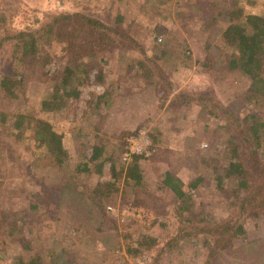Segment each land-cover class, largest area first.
<instances>
[{"label": "rangeland", "instance_id": "374dc122", "mask_svg": "<svg viewBox=\"0 0 264 264\" xmlns=\"http://www.w3.org/2000/svg\"><path fill=\"white\" fill-rule=\"evenodd\" d=\"M186 1L192 0H160L161 4L153 6L148 0H0V15L11 31L35 29L47 15L59 12L80 13L110 25H117L119 16L118 29L146 48L148 58L158 52L153 44L156 37L165 44L161 65L171 84L169 93L150 85L144 70L137 67L140 61L149 67L146 57L117 40L113 47L94 50L87 58L94 69L85 85L79 86L77 99L59 102L63 106L60 112L40 110V103L52 95L55 82L51 75L60 73L69 59L60 43L41 45L42 55L50 58L49 66L42 68L41 63L26 60L24 77L10 76L15 84L13 95L7 97L0 91V113L4 116H0V264H27L32 255L45 258L44 264H49V255L60 251L64 255L59 264H264V210L255 218L237 214L247 193L238 190L232 178L217 180L228 166L231 130L224 125L226 120L201 112L202 105L207 110L203 98L227 108L239 117L228 124L236 135L251 115V120L262 121L264 99L247 100L248 78L224 64L223 55L236 50L225 46L217 27L208 28L209 16H203L202 8L189 9L184 6ZM222 1L230 7L233 0H209L215 4ZM239 2L244 14L264 16V0ZM3 36L0 27V40ZM14 54L10 44L0 42V80L13 74ZM185 94L191 95L190 104L169 102L173 95ZM101 95L104 99L98 100ZM166 96L168 100H164ZM17 115H23L29 124L26 134L32 133L34 121L42 119L63 135L67 157L61 166L31 138L21 140L12 135ZM142 128L154 153L147 158L139 156L138 177L126 182L124 173L129 164L122 163L121 156L127 139ZM236 137L242 141L237 145L240 161L253 173L251 187L258 185L262 191L264 136L260 134L258 145ZM103 144V157L112 154L123 172L117 192L104 203L105 228H98L70 203L74 197H65L64 191L65 198H61L54 191L65 180L69 192L85 187L94 190L97 184L111 181V164L101 157L99 172L97 162L90 160L92 148ZM206 159L209 163L213 159L216 167ZM83 168L87 172L81 171ZM166 172L180 181L184 199L164 187ZM193 182L196 186L191 189ZM95 193L94 199L101 203L102 197ZM31 201H35L34 209L29 207ZM182 201L192 203L195 219L212 225L229 222L231 215L234 222L243 218L244 234L222 250L211 236L197 234L194 225L185 222L187 214L181 218ZM78 210H83L81 204ZM101 229L105 233H99ZM181 235L183 238L175 241V247L161 260H154L155 251L132 253L145 236L154 238L160 248Z\"/></svg>", "mask_w": 264, "mask_h": 264}, {"label": "trees", "instance_id": "16d2710c", "mask_svg": "<svg viewBox=\"0 0 264 264\" xmlns=\"http://www.w3.org/2000/svg\"><path fill=\"white\" fill-rule=\"evenodd\" d=\"M148 3L152 6L153 4H161L160 0H148ZM220 3H210L209 0H192L191 2L186 1L184 6L189 7V9H195L194 11H198L199 8H202L203 16H209V21L207 23L208 28L212 29L213 27H217L219 29V38L226 43L225 46L236 50L230 53V55H223L224 61L226 60L224 64H226L229 70H238L241 74L248 78L250 85L248 88L249 96L247 100L260 101L261 99H264V16L257 14H244L241 7H239V0H233L230 7L229 3ZM201 5L203 6L201 7ZM215 6L219 7V10H215ZM116 21L120 23L121 17L116 16ZM219 21L223 22L221 27L218 26ZM118 24H104L80 13L59 12L57 14L47 15V18H45V20L35 29H29L28 31L14 29L11 31L5 27L4 16L0 15V27L4 29V36L0 42L10 44L11 49H13L15 53V62L12 66L13 74L3 76L0 80V91L5 94V96L11 97L14 93L15 84L11 81L12 78L10 76L21 75L24 77V66H26V60H30L32 63L39 62L41 63L42 68L49 66L50 58L48 55H42L41 45H48L52 41L60 43L62 45V50L64 52H68L69 59L67 61V65L64 66L60 73L57 71L51 75V80L55 82L51 87L52 95L40 103L41 112H60L62 111L63 106L59 105V102L68 98L77 99L80 95L78 90L79 86L85 85L88 79V73L94 69L92 63L88 62L89 59L87 58L94 54V50H108L111 46L113 47L115 40H117L119 41V44H128L131 48L135 47L144 57H146L144 58V61L150 63L149 67L146 68L144 63L141 61L138 62L137 66L138 68L144 70L143 75L145 80H148L149 84L154 86L158 91L167 89L165 91L169 93L171 84L169 80H167L164 69L161 65L163 64L161 63V58H164L167 51L165 44L160 43V39L158 38V41L156 37L153 44L154 46L156 45L158 52L151 55L152 58H148L146 56V48L141 46L130 34L128 36L121 31V29L119 30ZM82 35H85V37L80 38ZM224 61L222 60V62ZM207 63H209V60H207L204 65L206 66ZM221 66H223L222 63ZM20 68H22V70H20ZM204 69H206V67ZM97 80H100L99 76L97 77ZM161 85L162 87L160 88ZM102 98L104 99L103 95L98 97V100ZM168 99V96L164 97V100ZM190 100L191 95L189 94H185L183 96L173 95L169 99V102H171L172 105H188L190 104ZM203 101V104L207 107L208 111L204 110L202 105L201 112L203 113L205 111L208 114H212L215 118H219L220 120L222 119L223 121L226 120L224 125L228 126L227 128L231 130L228 134V141L230 143L228 149V153L230 155L228 159V166L225 168L222 175L217 177L218 183H220L223 178L234 179L237 189L245 191L248 195L240 204V212L237 214H243L244 216H249V218H255L257 216V212L259 213V210H264V188L261 191L258 185L254 188L251 187L250 179L253 177V173L249 172L248 165L240 161L239 149L237 148V145L239 146L242 141L236 136L240 135V137H242L244 142H247V144L258 145L260 134L262 133L264 136V118L262 121L251 120V115V119L245 120L246 122L244 121L245 123L240 127V130L238 129L235 135L230 127L232 123L229 121L232 120L233 117H239H236L230 110L219 104L214 105L212 101L205 102V98H203ZM1 115L2 114L0 113V116ZM24 119L23 115H17L15 117L12 128L15 132H13L12 135L21 140L31 138L37 146L47 149V153L51 155L56 164L61 166L67 157L66 150L63 148L62 144L63 135L52 130L51 127L48 126V124L42 119L34 121L35 126L32 129V133L26 134L25 131L29 130V124H26ZM0 121L3 120L0 119ZM152 134L153 133L150 134L151 138L153 142H155V137ZM104 148V144L101 145V147L94 146L90 156V160L92 162H97L96 170L99 172L101 170L100 168L102 167V163L98 160L104 156ZM103 158L104 161L107 160L108 163L111 164V181L97 184L94 190L86 189L85 187L82 191H78L77 188H73V192H69L68 184L65 180V182L63 181L64 183L60 182L57 185V189L54 191L56 194H59L61 198H65L66 196H68V198L74 197L70 203H74L77 208V212L79 214L82 213L90 221L94 222L98 228L102 226V228H105L104 224L107 223V219L104 216V203L108 201L109 195L117 192V184L121 180L123 172V167L121 165L119 167V165L115 164L112 154H110L108 158ZM138 161L139 156L131 157V161L128 163L129 165L126 167L124 173L126 182L134 180L138 177ZM205 162L212 165L213 159L210 160V163L208 159H206ZM212 166L214 168L216 167L214 165ZM81 171L87 172L84 168ZM162 183L164 187L169 189L177 198L184 199L186 196L181 190L180 181L174 178L171 173H164ZM195 186V182L190 184L191 189L195 188ZM64 191L66 192L65 197L63 195ZM94 191L96 192L95 194H99V196L102 197L101 203H97L94 199V195L92 194ZM34 203L35 201H31L29 205L31 209L36 207H34ZM79 204H81L83 210H78ZM191 211L193 212L192 203L182 201L179 207L181 218H185L183 214H187L188 217L185 219V222L189 225H194V230H196L197 234L201 233L211 236L214 240V245H220L222 250L229 248L228 244L232 242L231 240L233 238L244 234L245 229L243 218H241L238 223L232 220L234 216L231 215L229 222L212 225L207 223L204 219H195V216ZM198 223H200V225ZM10 224L15 227L12 222ZM103 232L105 233L102 229L99 231V233ZM110 236L111 235L109 234L107 235L109 239H114ZM182 238V235L173 237L170 239V244L166 243L164 246L157 248L159 245L156 240L145 236V240L142 243H139L132 253L137 255L143 250L155 251L156 254L154 260H161L167 252L175 247V241ZM117 241H115V243ZM63 255L64 251H60L59 254L51 253L48 257V263L59 264L61 260H59V258ZM44 263L45 258L43 260L39 256L34 255L29 257L27 262V264ZM15 264L24 263L23 261H18V263Z\"/></svg>", "mask_w": 264, "mask_h": 264}, {"label": "built area", "instance_id": "2783aa9c", "mask_svg": "<svg viewBox=\"0 0 264 264\" xmlns=\"http://www.w3.org/2000/svg\"><path fill=\"white\" fill-rule=\"evenodd\" d=\"M154 153L151 139L145 128L140 129L135 135L127 139V147L121 156V162L129 163L132 156L147 158Z\"/></svg>", "mask_w": 264, "mask_h": 264}]
</instances>
